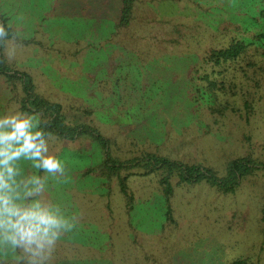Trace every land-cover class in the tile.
I'll list each match as a JSON object with an SVG mask.
<instances>
[{"label":"rangeland","instance_id":"374dc122","mask_svg":"<svg viewBox=\"0 0 264 264\" xmlns=\"http://www.w3.org/2000/svg\"><path fill=\"white\" fill-rule=\"evenodd\" d=\"M121 1L0 0L16 33L4 45L7 66L60 104L67 123L101 139L46 138L64 173L38 170L47 176L42 196L75 217L49 264H264L262 175L222 194L205 182L122 170L125 196L103 166L148 154L221 176L236 158L264 162L263 108L249 124L212 117L194 83L214 35L225 44L251 11L244 0H135L129 26L118 29ZM21 91L0 75V116L21 110ZM34 117L40 126L42 114ZM0 264H15L3 245Z\"/></svg>","mask_w":264,"mask_h":264},{"label":"trees","instance_id":"16d2710c","mask_svg":"<svg viewBox=\"0 0 264 264\" xmlns=\"http://www.w3.org/2000/svg\"><path fill=\"white\" fill-rule=\"evenodd\" d=\"M134 1H121L116 28L129 26ZM244 2L245 11H251L248 22L244 25L239 22V29L235 32L230 31L234 36H230L225 44L222 34L214 35L211 42L212 49L202 59V67L200 64V67L195 69V75H199L200 71L202 73L194 79V83L196 90L201 91L200 99L212 117L221 120L236 117L249 124L255 117L257 109L262 107L264 110V0H244ZM0 26L6 32V35L0 38V75L13 85L15 83L21 85L23 97L20 101V111L33 116L36 113L42 114L40 129L45 132L46 138L56 136L61 140H73L90 136L101 141L90 127L67 123L60 104L39 97L29 75L7 66L3 54L4 45L6 41L15 40L16 33L6 25V20L1 16ZM208 68L211 69L210 72L206 71ZM89 112L82 110L84 115H88ZM102 144L104 145L103 140ZM103 164L107 167L109 178L112 169L116 172L115 176L125 196H127L125 185L127 178L120 177L122 170L129 172L132 169H143L146 173L161 172L163 183L172 178H178L180 184L205 182L210 188L222 194L233 192L245 178L256 175H262L264 178V162H258L250 157L236 158L227 162L221 176L209 168L186 165L148 154L126 162L106 159ZM164 193L171 195L168 185ZM128 198L131 199L132 196ZM232 264L247 263L243 260Z\"/></svg>","mask_w":264,"mask_h":264},{"label":"clouds","instance_id":"9594fccd","mask_svg":"<svg viewBox=\"0 0 264 264\" xmlns=\"http://www.w3.org/2000/svg\"><path fill=\"white\" fill-rule=\"evenodd\" d=\"M5 35L0 26V38ZM21 161L30 162L28 171ZM38 170L64 173L39 121L22 111L0 116V245L14 254L15 264H49L57 242L75 226L74 216L43 198L47 176Z\"/></svg>","mask_w":264,"mask_h":264}]
</instances>
